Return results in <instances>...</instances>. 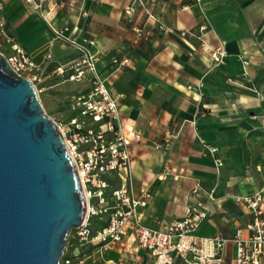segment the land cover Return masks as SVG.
Listing matches in <instances>:
<instances>
[{"label": "crops", "instance_id": "obj_1", "mask_svg": "<svg viewBox=\"0 0 264 264\" xmlns=\"http://www.w3.org/2000/svg\"><path fill=\"white\" fill-rule=\"evenodd\" d=\"M42 1L39 10L27 0H0V18L14 41L43 64L42 93L43 79L51 76L58 79L51 88L70 83L54 74L52 63L66 64L77 54L53 40L54 28L68 25L81 41L94 42L99 70L120 107L135 195L143 187L150 193L147 205L139 208L141 223L164 229L202 203L207 215L195 234L231 240L242 228L248 235L250 210L235 197L264 187V0H159L140 8L132 20L125 13L131 0ZM144 25L151 32L148 39L133 31ZM202 26V39L181 35L184 30L200 34ZM219 45L227 54L213 66L207 48ZM71 83L77 94L91 89L88 81ZM167 131L173 134L171 145L157 148ZM94 246L86 256L105 257L99 264L154 262L132 238L105 249ZM83 249L75 253L85 255ZM235 254L230 241L224 264Z\"/></svg>", "mask_w": 264, "mask_h": 264}, {"label": "built area", "instance_id": "obj_2", "mask_svg": "<svg viewBox=\"0 0 264 264\" xmlns=\"http://www.w3.org/2000/svg\"><path fill=\"white\" fill-rule=\"evenodd\" d=\"M159 0H131L125 6V13L130 20L140 8L148 9ZM198 2L200 0H197ZM37 9L42 8V0H27ZM187 9L188 6H183ZM149 19H155L147 11ZM49 22L48 14H42ZM206 26L200 28V34L184 30V38H201ZM138 38L148 39L151 32L144 25L134 26ZM53 40L76 49V56L68 63L59 65L53 71L56 76L65 77L67 81L91 83L88 93L74 96L72 116L63 135L73 157L87 204V216L82 226L73 234L75 249L68 247L62 264H88V257L81 252V247L98 244L105 249L110 243L122 242L125 238L132 240L139 248L153 257L152 264H224L228 242L236 245L235 258L230 264H262L264 258V187L253 195L236 196L237 203H243L251 213V220L244 229H237L233 239L221 236H200L195 231L206 217L202 203L190 207L187 216L176 220L164 229L145 226L139 219V208L147 205L150 198L146 187L140 189L137 196L130 171L129 141L121 121L120 107L101 75L99 62L101 58L92 50L93 41L80 40L75 29L68 25L53 29ZM0 40L10 45L12 53L7 58L13 68L33 81L40 80L41 63L36 62L21 45L10 35L5 21L0 18ZM202 46L206 47L203 40ZM212 65L224 62L226 49L223 45L208 47ZM192 55V54H191ZM114 62H118L114 60ZM32 75V76H31ZM40 91V90H39ZM173 134L166 132L163 143L157 148L171 144ZM164 144V145H163ZM214 154L215 149H209ZM217 166L223 163L216 160ZM211 197H213L211 195ZM99 217L106 222L105 226L94 231L92 219Z\"/></svg>", "mask_w": 264, "mask_h": 264}, {"label": "water", "instance_id": "obj_3", "mask_svg": "<svg viewBox=\"0 0 264 264\" xmlns=\"http://www.w3.org/2000/svg\"><path fill=\"white\" fill-rule=\"evenodd\" d=\"M86 216L60 125L0 51V264H61Z\"/></svg>", "mask_w": 264, "mask_h": 264}, {"label": "rangeland", "instance_id": "obj_4", "mask_svg": "<svg viewBox=\"0 0 264 264\" xmlns=\"http://www.w3.org/2000/svg\"><path fill=\"white\" fill-rule=\"evenodd\" d=\"M0 51L4 53L6 56L10 55L12 53V49L10 45L4 43L2 40H0ZM57 64L52 63V69L56 68ZM32 76V75H31ZM56 80H58L55 76H51L49 78L43 79L42 84L44 86V92H40V97L43 102V105L45 107L46 112L53 117L59 125H61L62 128L67 127V123L70 122L72 114H75V110L72 108L74 99L73 94H77V91L75 90L73 83H64L58 86L57 88H51V84H53ZM37 87L39 86V80L34 81ZM39 88V87H38ZM79 94V93H78ZM67 100L69 105L63 104V102ZM71 106V107H70ZM101 222L99 217H94L92 220V224L95 228L99 227ZM74 230L69 235V243L70 239L73 241V235ZM70 244H68V247ZM95 246L94 244L85 246L83 249V252H85V255L91 254L94 252ZM82 253V251H81ZM105 257L103 256H93L88 259V262L90 264H99L103 263ZM116 261L114 258H111V260ZM62 264V262H61Z\"/></svg>", "mask_w": 264, "mask_h": 264}, {"label": "trees", "instance_id": "obj_5", "mask_svg": "<svg viewBox=\"0 0 264 264\" xmlns=\"http://www.w3.org/2000/svg\"><path fill=\"white\" fill-rule=\"evenodd\" d=\"M7 29H8V31H9L10 35L13 36V33L10 31V29H9L8 27H7ZM92 220H93V219H92ZM100 222H101V223L99 224L100 226L97 227V228H95L94 225L92 224V228H93L94 231H96V230L102 228L103 226H105L106 222H105L104 220H101V219H100ZM75 232H76V231L74 230V233H75ZM72 235H73V233H72ZM69 244H74V240L72 241V239H70V243H69ZM70 249L72 250V247H69V250H70Z\"/></svg>", "mask_w": 264, "mask_h": 264}, {"label": "bare ground", "instance_id": "obj_6", "mask_svg": "<svg viewBox=\"0 0 264 264\" xmlns=\"http://www.w3.org/2000/svg\"><path fill=\"white\" fill-rule=\"evenodd\" d=\"M64 130H62V132H63Z\"/></svg>", "mask_w": 264, "mask_h": 264}]
</instances>
